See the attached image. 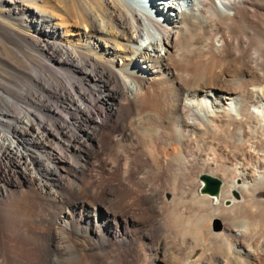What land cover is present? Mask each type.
Returning <instances> with one entry per match:
<instances>
[{
	"label": "bare ground",
	"instance_id": "6f19581e",
	"mask_svg": "<svg viewBox=\"0 0 264 264\" xmlns=\"http://www.w3.org/2000/svg\"><path fill=\"white\" fill-rule=\"evenodd\" d=\"M95 1L78 18L86 29L76 40H63L47 14L29 11L32 22L42 21L36 28L51 51L33 71L41 93L27 94L25 121L11 111V97L2 96L7 109L0 124L11 138L0 153L17 158L18 175L34 178L60 203L55 221L86 236L82 246L63 245L55 225L37 264H47L49 252L57 264H264V199L256 197L264 188V0ZM59 2V24L69 27L68 4ZM90 140L118 177L64 188L60 170L80 171L66 151H82ZM223 140L234 142L225 154H250L254 165L249 161V169L244 158L235 177L207 195L221 192L217 206L209 197L196 199L198 211L210 213L208 226L198 221L201 233L182 232L180 210L188 201L172 193L189 191V159L204 162L207 150ZM32 144L48 148L47 154L38 155ZM163 169H169L163 178L171 185L168 201ZM46 176L60 190L46 191ZM234 191L239 201L232 202ZM79 193L89 199L80 201ZM65 203L70 211L64 213ZM215 217L218 231L211 228ZM3 260L11 262L0 254Z\"/></svg>",
	"mask_w": 264,
	"mask_h": 264
},
{
	"label": "rangeland",
	"instance_id": "374dc122",
	"mask_svg": "<svg viewBox=\"0 0 264 264\" xmlns=\"http://www.w3.org/2000/svg\"><path fill=\"white\" fill-rule=\"evenodd\" d=\"M63 1L66 4H68L67 6H68L69 11L66 10V13H69L68 22L70 24L69 26L70 28L68 26L63 27L61 24H59L60 15L64 14L63 9L61 8L62 3H60L59 0H0V91H1V94L3 92V94L0 95V112L3 109L4 110L7 109V107H5L6 105L4 103V99L2 96L11 97L10 99L13 101V106H12L13 109L11 108V111L12 110L16 111V112H13V111L12 112L15 113V115L18 117V115L19 114L21 115L23 112L26 114L24 109L28 107V106L26 107V103H27L26 100L28 97L27 94L28 93L36 94V92L38 94L41 93L39 89L40 80H39L38 74L36 73L34 74L33 71L39 70V68L42 66L43 60L50 54L51 51L48 50L44 37H42L39 34L36 28L38 24L42 25V21H38L39 20L38 19L39 16H38L37 21L32 22V19L30 18V14H29L30 10L37 11L38 15L39 13H42V12H43L42 13L43 15L47 14L45 18L48 20L50 19L52 24L54 25L56 24L58 26V31L61 33V36H63V40H76L80 37L81 34L83 35L85 33L86 27L84 26V23L79 22L78 18L80 17L81 14L84 15L83 11H85L84 9L88 7V4L91 5V2L95 4L96 1L95 2L94 0H91V1L90 0H63ZM72 15H74V17H72ZM75 20L77 21V23H74ZM71 24H73L72 27H71ZM77 25H78V28L76 27ZM215 42L219 43L220 39L216 38ZM22 108H23V112H22ZM33 109L34 108L31 107V111ZM23 114H22V117H24L23 120L25 121V118L27 119V117L25 116V114L23 116ZM2 117L5 118L6 116L4 115ZM221 132L218 133L220 134L219 137H222L224 134V132L222 133ZM0 133H1L0 134V150H1V144H7L9 142L8 140H10L9 138H11L10 137L11 135L7 136V134H9L8 128L6 127V125H2V124H0ZM47 137L50 140V142H48L49 145L55 142V137L54 136L52 137L51 134L48 135ZM92 142L93 141L91 140L88 141V144H86L88 147L86 145L84 147V149L86 150L83 149L81 151V149L74 150L72 148H69L66 151L67 155L70 156L72 164H75L77 162L79 163L80 171L78 174H73L70 172L67 173L68 171L60 170V174L63 178L62 180H64L66 183L64 185V188L66 187L68 188L70 185H75V184H80L82 186H85L86 184H89L91 181H93L95 177L97 178L98 176H100L98 177V179H101V180H105V178L107 177L109 178L118 177V173L116 171L108 170L107 165H105L106 155L96 154L98 151L95 152L96 145H94L95 142L93 143ZM233 143L230 144L223 140L222 142L218 144L217 143H215L214 145L212 144L213 145L211 146L212 148L207 150V155H204V159H205L204 162L200 163L194 157L190 158L191 160L189 159L188 168H189L190 189L188 192L183 194L180 191V189L175 188L174 193H172L173 196L175 195L176 197H183L188 201L187 202L189 205L187 206L188 209L187 207L185 209L184 208H182L181 210L179 209L180 212H183V214L180 213L181 215H185L189 217L188 218V217L182 216L183 217L182 220L185 218L187 219V220L185 219V222L183 221L181 223L182 225H185L184 226L185 229L183 230L182 225L179 228L182 232L184 231L185 233H188V230H189V232L191 231L190 233L195 234L196 232V235H197V232L201 233L203 229L201 230V227L199 226L200 224H195L198 221H200L199 223L202 222L201 225H203V222L205 223L202 226V228L208 226L206 222L209 223V218L207 219V216L210 213L209 211H205L204 209L201 212V208H200V211H198L199 210L198 204L200 206V203H197V202H199V199L206 196V197H209V199H211V202L213 203L214 206H217L219 203L221 192L218 197H210V196H207L208 193L199 192V188L202 185V182L199 180V175L201 173L206 172L208 174L218 177L221 180V184L223 186L224 179L226 178L229 179V177L230 178L235 177L236 175L235 173H237L238 171L237 169L238 163L243 164L242 161H244V158H245V161H247V164H248L247 167L249 169H252L249 166H251V164L252 166L254 165L253 164L254 162L252 160L254 159L253 158L254 156L251 159V157L249 156L250 154L249 155L248 154H238V155L237 154L235 155L225 154L227 153L226 152L227 150L234 149L232 147ZM89 145L90 146L92 145V147H90ZM225 145H228V146H225ZM18 147L19 148L21 147L20 150H24V143L21 142ZM32 147L38 150V155L47 154L46 150L48 148L42 149L43 147L40 148L38 147L37 144L36 145L32 144ZM1 154H3L2 161L4 162L6 166H4L2 170H0V184H2L7 191L6 195L1 196L2 191L0 190V254L1 256L8 257L11 260L10 264H33L34 263L33 261H35L34 264H37L39 260L41 261V259H44V257L41 255V252L42 253L44 252L45 246H47L49 242L48 233L51 229L54 228L55 225H56L55 226L56 238L57 237L62 238L63 245H73V244L78 245V246L84 245V242L86 239V236L84 233L78 234L76 232V228L74 229H72L71 227L65 228L61 226L58 220L55 221L61 211L59 208L60 203L56 201V199H54L52 195H49L48 193L43 191L41 188H39L36 185V180L34 178H32L33 180L31 179V182H28L29 179L27 180V178L26 179L21 178V176L18 175L19 174L17 173L18 169L17 167H15V165L18 163L17 158L14 159L10 157L9 155H5L4 152L0 153V155ZM241 155L244 157H242ZM249 161L251 164L249 163ZM117 163L119 167L122 161L118 162V159H117ZM6 169L8 170L6 171ZM14 169H17V172ZM163 171H166V173L161 172L159 177L162 175L165 176V177L164 176L160 177L162 179L161 183L165 185L166 182H164L165 180L163 178H166L168 176L169 169L167 170L163 169ZM170 171H171V168H170ZM9 174L11 175L9 176ZM107 174H109V176H106ZM14 175L16 177H14ZM50 178L51 177L49 176H46L45 178L47 185L49 183V186L44 187L46 191L48 190V187L52 188V190H55V189L60 190L59 187L55 186L56 182L53 180V178L51 179ZM235 184L236 186H239L240 181L236 180ZM166 185L168 184L166 183ZM168 186H164L165 188L161 187L165 195L164 197L165 199H167V201L171 199V194L168 191L171 185H168ZM79 194L80 195H77V197L79 196V198H81L80 201H82L83 199L84 200L89 199V196L85 194H81V193ZM231 194H232L231 195L232 202L236 200L237 201L240 200V196H238L235 191L231 192ZM59 197L60 196H57V198ZM73 197L74 196H72L71 198ZM256 197L259 199H264V188L259 189L256 192ZM195 200L197 202H195ZM191 202L192 203L195 202L193 203L194 206L192 207H190L192 205ZM63 208H64L63 209L64 213L66 211L68 212L70 211L69 204L67 206V204L65 203L63 205ZM201 213L202 215L205 214L204 217L200 215ZM174 216H177V214H175ZM200 216H202L201 219H200ZM198 217H199V220H198ZM169 218H168L169 221L170 220L172 221L170 223H173L174 221L173 219L175 217H173L172 215ZM193 223L195 224V226L198 225L197 226L198 229H196V227L195 229L191 227V226H194ZM81 224L83 225V222ZM211 226H212L211 228L214 231H218L221 229V222L219 221L217 217L212 219ZM130 227L131 226H129V228ZM100 228L103 231V234L105 236H108V233L105 231L106 229L104 230L102 226ZM163 234H162V237L167 239V237H164L165 234L167 233H165L164 235ZM6 236H9L10 239H7ZM145 242H148V240H144V243ZM8 245H10V248H8L9 247ZM45 261H48L47 264H57L58 259L56 258L53 252L51 253L49 252L48 258L45 259ZM5 263L7 262L3 260L2 264H5Z\"/></svg>",
	"mask_w": 264,
	"mask_h": 264
},
{
	"label": "water",
	"instance_id": "95a60500",
	"mask_svg": "<svg viewBox=\"0 0 264 264\" xmlns=\"http://www.w3.org/2000/svg\"><path fill=\"white\" fill-rule=\"evenodd\" d=\"M199 180L202 182L199 192L211 195L219 193L221 180L218 177L204 172L199 175Z\"/></svg>",
	"mask_w": 264,
	"mask_h": 264
}]
</instances>
